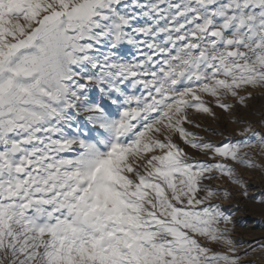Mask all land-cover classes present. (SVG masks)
Segmentation results:
<instances>
[{
	"label": "snow or ice",
	"instance_id": "obj_1",
	"mask_svg": "<svg viewBox=\"0 0 264 264\" xmlns=\"http://www.w3.org/2000/svg\"><path fill=\"white\" fill-rule=\"evenodd\" d=\"M258 89L264 0H0V264H241L213 183L248 196L264 118L186 125Z\"/></svg>",
	"mask_w": 264,
	"mask_h": 264
},
{
	"label": "rangeland",
	"instance_id": "obj_2",
	"mask_svg": "<svg viewBox=\"0 0 264 264\" xmlns=\"http://www.w3.org/2000/svg\"><path fill=\"white\" fill-rule=\"evenodd\" d=\"M128 55L131 58V54L128 53ZM247 105L248 107L238 105L230 114L214 108L215 118L193 112L191 119L200 127L196 128L192 125H186V127L189 131L204 137L206 141L216 144L239 139L236 133L245 125L234 121L247 120L257 130H261L260 124L264 118V90H256L253 98L247 101ZM174 139L190 155L195 154V150L185 145L183 141L176 137ZM196 158L205 159L203 154H196ZM258 159L264 160L261 157ZM239 171L247 186L248 196H244V189L222 178L214 182L213 187L227 190L231 195L227 200H213L212 203L219 204L222 210L232 218V223L228 227L231 229V237L239 245L242 255L241 264H264V252L261 251V244H264V203L261 202L264 201V172L245 169ZM245 251L249 253L247 256H243Z\"/></svg>",
	"mask_w": 264,
	"mask_h": 264
}]
</instances>
